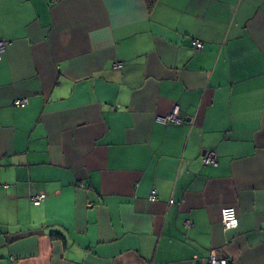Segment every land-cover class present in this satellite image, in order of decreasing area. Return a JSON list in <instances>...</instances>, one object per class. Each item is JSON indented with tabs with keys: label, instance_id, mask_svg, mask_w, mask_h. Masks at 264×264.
I'll list each match as a JSON object with an SVG mask.
<instances>
[{
	"label": "crops",
	"instance_id": "obj_1",
	"mask_svg": "<svg viewBox=\"0 0 264 264\" xmlns=\"http://www.w3.org/2000/svg\"><path fill=\"white\" fill-rule=\"evenodd\" d=\"M0 40V264H264V0H0Z\"/></svg>",
	"mask_w": 264,
	"mask_h": 264
},
{
	"label": "built area",
	"instance_id": "obj_2",
	"mask_svg": "<svg viewBox=\"0 0 264 264\" xmlns=\"http://www.w3.org/2000/svg\"><path fill=\"white\" fill-rule=\"evenodd\" d=\"M194 46L197 49H202L204 47V42L199 39H193L192 40ZM8 42L6 40H0V53L4 52L7 49ZM123 65L122 62H116L114 64L115 67H121ZM28 103L27 98H17L14 101V104L16 106H25ZM180 107L179 105H175L172 111L167 115L163 117V120L165 122H173L175 124H179L183 121L181 115H180ZM204 162L205 163H212L216 165L218 163L217 153L215 150H210L205 153L204 155ZM43 197V194H36L33 196V201L35 204H39L41 199ZM150 200H156L157 193L155 190H152L150 196ZM170 202H173V199L170 200ZM221 222L223 225V228L226 230L234 229L239 226V216L236 211V207L233 205H226L221 210ZM188 225L191 224L189 221L187 223ZM208 264H227V260L225 258H220L218 255H216L214 252H211L210 255L207 258Z\"/></svg>",
	"mask_w": 264,
	"mask_h": 264
},
{
	"label": "trees",
	"instance_id": "obj_3",
	"mask_svg": "<svg viewBox=\"0 0 264 264\" xmlns=\"http://www.w3.org/2000/svg\"><path fill=\"white\" fill-rule=\"evenodd\" d=\"M153 0H148V2L151 4ZM203 161H204V157H203ZM205 163V162H204ZM205 164H212V163H205ZM214 165V164H212ZM6 186V185H5ZM7 187V186H6ZM34 202V201H33ZM35 204V203H34Z\"/></svg>",
	"mask_w": 264,
	"mask_h": 264
}]
</instances>
